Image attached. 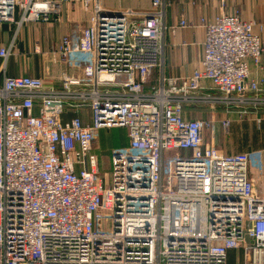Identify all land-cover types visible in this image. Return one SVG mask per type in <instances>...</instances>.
Returning <instances> with one entry per match:
<instances>
[{"label": "built area", "instance_id": "2783aa9c", "mask_svg": "<svg viewBox=\"0 0 264 264\" xmlns=\"http://www.w3.org/2000/svg\"><path fill=\"white\" fill-rule=\"evenodd\" d=\"M97 1L88 25L47 52L44 68L63 69L53 79L6 75L13 43L0 47V264H228L231 251L264 264V193L248 153L219 150L205 140L213 120L183 108L261 122L264 78L250 77V63L260 68L263 25L201 17L200 64L174 78L164 74L165 0L148 13ZM56 6L0 0V23L49 22ZM219 126L228 132L230 118ZM121 127L127 144L102 171L98 133Z\"/></svg>", "mask_w": 264, "mask_h": 264}, {"label": "crops", "instance_id": "0c3cea01", "mask_svg": "<svg viewBox=\"0 0 264 264\" xmlns=\"http://www.w3.org/2000/svg\"><path fill=\"white\" fill-rule=\"evenodd\" d=\"M58 4L61 16L58 20L39 24L40 28L33 31L28 22L18 29L15 23H0V47L12 46V55L7 61L5 74L8 76H36L55 78L63 69L53 64L44 68L47 52L60 42L62 36L78 30V22L85 21L87 14L81 8L83 0H49ZM164 34V74L168 77H184L192 73L200 64L202 58L203 27L199 23L201 17L211 19L220 13L238 15L245 20H252L263 25L256 27L264 43V0H165ZM98 5L107 11H122L133 9L139 13H148L150 0H98ZM61 18V19H60ZM180 21L185 27H180ZM45 24V25H44ZM88 25V24H87ZM35 32V33H34ZM17 34V35H16ZM19 34L21 40L19 41ZM30 44L28 51L23 50L21 42ZM42 43V45H41ZM38 47L40 53L34 51ZM26 51V53H25ZM32 52L36 58L27 59V53ZM23 57H15V56ZM42 62V64H41ZM250 77L264 78V52L260 68L250 63ZM3 74L0 72V82ZM209 85L208 82H205ZM264 92V88L262 89ZM231 114V113H230ZM234 117L236 114L234 112ZM256 188L264 193V181L257 180Z\"/></svg>", "mask_w": 264, "mask_h": 264}, {"label": "rangeland", "instance_id": "374dc122", "mask_svg": "<svg viewBox=\"0 0 264 264\" xmlns=\"http://www.w3.org/2000/svg\"><path fill=\"white\" fill-rule=\"evenodd\" d=\"M81 8L84 13L87 14L85 21L78 22L77 28L85 27L88 24L90 17L93 14L92 0L88 4H84V0L81 2ZM53 9V14L50 15V22L58 20L61 16V11L57 4L56 9ZM55 11H58V18L55 17ZM234 15V14H233ZM237 15V14H236ZM238 16V15H237ZM61 19V18H60ZM47 23V22H44ZM40 22H28L27 26H31L33 31L40 28ZM45 25V24H44ZM35 33V32H34ZM17 35V34H16ZM21 40L19 34V41ZM20 45L24 46L23 50L28 51L30 49V44L28 41L26 43L21 42ZM42 45V43H41ZM25 51V53H26ZM23 57V56H15ZM36 58L41 60L38 56L35 57L32 52L27 53V59ZM42 64V62H41ZM157 74V73H155ZM179 78V77H174ZM264 94V93H262ZM184 113L189 118L202 119V120H213L214 131L213 135L209 134L208 130L204 131L205 140L212 141L215 147L224 153H248L250 172L253 177L254 184L256 185L257 180L264 181V109L255 111L259 117H261V122L259 124L253 122L251 117L240 118L235 109L226 110L224 106H214L210 108L207 105L198 106H187L183 107ZM230 111V113H229ZM236 114V117L233 114ZM228 117L231 121V126L228 132L221 130L219 124L220 119ZM127 131L125 128H111L100 130L96 140V147L94 154L97 155L98 165L102 171H109V155L110 152L116 147H124L127 144ZM114 148V149H113ZM232 264L237 263L231 259Z\"/></svg>", "mask_w": 264, "mask_h": 264}, {"label": "trees", "instance_id": "16d2710c", "mask_svg": "<svg viewBox=\"0 0 264 264\" xmlns=\"http://www.w3.org/2000/svg\"><path fill=\"white\" fill-rule=\"evenodd\" d=\"M231 259H233L234 261H237V263H241V256L237 252H234V251L229 252L228 264H232Z\"/></svg>", "mask_w": 264, "mask_h": 264}]
</instances>
